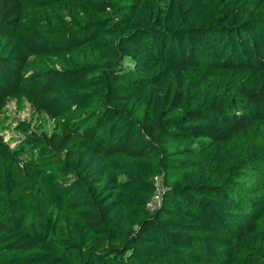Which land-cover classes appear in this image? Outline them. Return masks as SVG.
Listing matches in <instances>:
<instances>
[{
    "label": "trees",
    "instance_id": "trees-1",
    "mask_svg": "<svg viewBox=\"0 0 264 264\" xmlns=\"http://www.w3.org/2000/svg\"><path fill=\"white\" fill-rule=\"evenodd\" d=\"M14 97L0 264H264V0H0Z\"/></svg>",
    "mask_w": 264,
    "mask_h": 264
},
{
    "label": "rangeland",
    "instance_id": "rangeland-1",
    "mask_svg": "<svg viewBox=\"0 0 264 264\" xmlns=\"http://www.w3.org/2000/svg\"><path fill=\"white\" fill-rule=\"evenodd\" d=\"M0 120L6 123L3 133L5 140L10 142L12 146L20 138V135L12 130L17 122H26L30 129L36 130L38 133H42L44 130L48 131L53 124L52 119L47 114L38 113L27 100L17 97L7 99L4 102L0 112Z\"/></svg>",
    "mask_w": 264,
    "mask_h": 264
},
{
    "label": "built area",
    "instance_id": "built-area-1",
    "mask_svg": "<svg viewBox=\"0 0 264 264\" xmlns=\"http://www.w3.org/2000/svg\"><path fill=\"white\" fill-rule=\"evenodd\" d=\"M158 202V195L155 196L154 200L148 204V207L151 209Z\"/></svg>",
    "mask_w": 264,
    "mask_h": 264
}]
</instances>
